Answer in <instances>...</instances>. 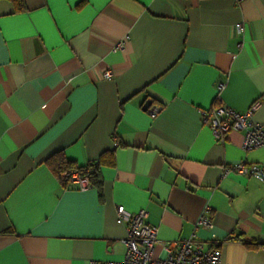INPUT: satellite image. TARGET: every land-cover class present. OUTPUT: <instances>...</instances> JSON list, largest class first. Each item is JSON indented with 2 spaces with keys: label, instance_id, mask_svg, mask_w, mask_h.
I'll return each mask as SVG.
<instances>
[{
  "label": "crops",
  "instance_id": "crops-1",
  "mask_svg": "<svg viewBox=\"0 0 264 264\" xmlns=\"http://www.w3.org/2000/svg\"><path fill=\"white\" fill-rule=\"evenodd\" d=\"M24 2L0 0V264H119V205L161 241L264 264V180L223 174L264 172V146L245 151L236 130L219 142L203 117L259 100L264 128V0ZM59 153L99 162L102 189L61 184Z\"/></svg>",
  "mask_w": 264,
  "mask_h": 264
},
{
  "label": "built area",
  "instance_id": "built-area-1",
  "mask_svg": "<svg viewBox=\"0 0 264 264\" xmlns=\"http://www.w3.org/2000/svg\"><path fill=\"white\" fill-rule=\"evenodd\" d=\"M241 1V0H237ZM237 32L242 31V23L236 25ZM117 49L124 48V42L117 43ZM113 71L107 69L103 77L111 79ZM222 87L223 83H219ZM219 98V97H218ZM260 107V101H254L244 112L236 111L232 107L222 103H215L214 107L203 111L205 122H208L212 132L219 142H224L226 133L229 131H243V148L250 151L264 146L263 124L254 121V115ZM151 117H156L161 106L149 105L147 108ZM115 144L119 141L115 137ZM236 172L243 175L254 176L259 180H264V172L256 163L240 161L234 165L224 167L223 174ZM73 183L80 189L90 187L89 181L85 177H80L77 173L72 176ZM119 219L126 221L127 235L123 239L126 245L124 259L119 264H219L220 251L217 247L205 250L202 245L194 240V236L182 240L161 241L158 238L157 228L147 222L146 211L140 210L136 213H128L123 205L117 207ZM212 228L213 222L204 215L197 222L198 226ZM160 245L161 252H157Z\"/></svg>",
  "mask_w": 264,
  "mask_h": 264
},
{
  "label": "trees",
  "instance_id": "trees-1",
  "mask_svg": "<svg viewBox=\"0 0 264 264\" xmlns=\"http://www.w3.org/2000/svg\"><path fill=\"white\" fill-rule=\"evenodd\" d=\"M13 3L15 11L23 10L25 8L24 0H9ZM153 105V104H151ZM56 158H49L51 165L54 168L57 178L64 186L69 183H73L72 176L77 173L80 177H85L88 179L90 187H96L97 189H102V177L100 172L99 162H89L84 165H79L72 160L65 158L62 153H59Z\"/></svg>",
  "mask_w": 264,
  "mask_h": 264
},
{
  "label": "water",
  "instance_id": "water-1",
  "mask_svg": "<svg viewBox=\"0 0 264 264\" xmlns=\"http://www.w3.org/2000/svg\"><path fill=\"white\" fill-rule=\"evenodd\" d=\"M149 103H150V101H148V102L146 103L145 108H146V107L148 108V105H151V104H149Z\"/></svg>",
  "mask_w": 264,
  "mask_h": 264
}]
</instances>
